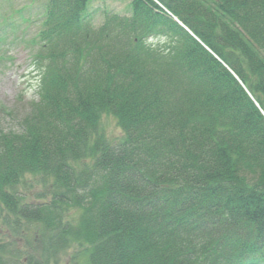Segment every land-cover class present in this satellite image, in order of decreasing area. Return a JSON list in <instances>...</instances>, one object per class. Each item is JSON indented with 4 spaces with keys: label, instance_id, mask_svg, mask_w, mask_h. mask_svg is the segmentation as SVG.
<instances>
[{
    "label": "trees",
    "instance_id": "16d2710c",
    "mask_svg": "<svg viewBox=\"0 0 264 264\" xmlns=\"http://www.w3.org/2000/svg\"><path fill=\"white\" fill-rule=\"evenodd\" d=\"M93 1L40 6V101L0 130V264L77 245L89 264H264V0H130L99 25Z\"/></svg>",
    "mask_w": 264,
    "mask_h": 264
},
{
    "label": "rangeland",
    "instance_id": "374dc122",
    "mask_svg": "<svg viewBox=\"0 0 264 264\" xmlns=\"http://www.w3.org/2000/svg\"><path fill=\"white\" fill-rule=\"evenodd\" d=\"M42 1L0 0V130H17L32 104L40 101V76L35 62L38 45L34 40L42 26ZM129 2L94 0L91 9L97 14V25L106 10L128 12ZM161 7L169 14L164 4ZM102 125L109 139H117L123 133L113 115L105 114ZM30 192L34 198L35 190ZM60 264H89L86 249L75 246Z\"/></svg>",
    "mask_w": 264,
    "mask_h": 264
}]
</instances>
